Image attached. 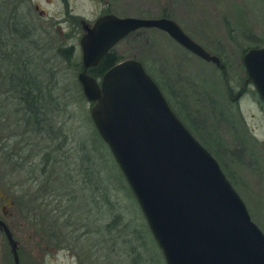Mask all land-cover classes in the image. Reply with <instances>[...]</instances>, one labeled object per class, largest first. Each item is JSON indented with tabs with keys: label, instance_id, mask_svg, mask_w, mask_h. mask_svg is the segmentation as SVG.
Returning a JSON list of instances; mask_svg holds the SVG:
<instances>
[{
	"label": "rangeland",
	"instance_id": "374dc122",
	"mask_svg": "<svg viewBox=\"0 0 264 264\" xmlns=\"http://www.w3.org/2000/svg\"><path fill=\"white\" fill-rule=\"evenodd\" d=\"M19 1L20 13L26 16L33 33L32 37L29 36L33 43L27 48L32 53L35 75L45 86L53 83L54 86L51 87L55 88L54 94L59 92L65 95V100L61 99L62 103L70 100L71 105L67 110L72 115L69 120L64 115L63 128L67 143H61L59 151L55 150L60 146L55 139L39 142V149L33 146L34 142H29L32 145L27 147L19 136V113L14 110L18 105L3 97L0 90V189H10L13 192L16 198L15 220L12 222L14 237L20 240L21 247L34 244L33 250L40 255L38 257H42L38 264H79L80 261L82 264H134L132 254L127 256V251L122 247L138 249L137 264H165L152 234L147 231L137 203L123 189L125 182L122 181L108 147L93 130L94 125L89 117L91 103L84 99L77 82L80 70L73 67L77 62L81 64L78 42L82 36L83 24L92 25L97 17L107 12L137 18H157L163 10L172 12L173 20L181 29L222 62L227 74V84L220 79L221 71L213 64L200 60L164 32L155 29L133 32L111 49L121 55V60L133 58L144 64L147 74L161 86L160 90L174 114L216 159L245 204L250 218L264 235V103L259 100L250 84L236 98L245 79L241 60L243 49L264 46V0ZM58 47H72L70 62H66L58 54ZM79 93L82 95L81 100L77 99ZM82 144L92 149L87 155L94 158V172L99 170L103 173V178L105 175L108 191L112 192L113 187L118 189L115 193L120 197L121 204L132 221L130 241L126 245L119 243L122 251L116 252L113 230L110 250L99 246L101 239L105 237L103 233L96 234L94 239L87 234L78 242L64 240V250L48 246L52 250V262H48V256H45L46 259L44 257L43 236L56 234L50 226L54 213L46 202H50L51 207L55 203L53 196L49 201L43 196L45 188L48 192L53 191L54 195L56 192L58 198L63 194L70 198L77 197L80 208L76 210V215L86 217V227L92 232L105 231L104 224L111 217L106 202L100 196V208L94 204L96 194L90 189L94 187L93 184L79 183L81 176L76 174V170L87 151L82 148ZM40 147L43 157L44 152L54 149L43 174L28 165L29 154L39 153ZM12 152L15 153L14 156ZM41 156L32 161L39 164ZM33 180L38 181V184ZM81 189H85V192ZM38 205L43 208L37 213L39 217L48 218L43 229L42 226L35 225L37 219L40 222L39 217L35 216L36 220L33 218L34 209H40ZM57 207L62 212L57 211L54 217L63 214V210L75 213L72 204L63 205L60 202ZM27 209H30L29 216ZM75 219L74 214L72 221ZM63 221L60 218L61 228ZM64 230L66 229L62 228L59 235ZM79 233L76 231L75 236ZM89 239L91 240L88 241ZM23 248L20 249L21 252Z\"/></svg>",
	"mask_w": 264,
	"mask_h": 264
},
{
	"label": "water",
	"instance_id": "95a60500",
	"mask_svg": "<svg viewBox=\"0 0 264 264\" xmlns=\"http://www.w3.org/2000/svg\"><path fill=\"white\" fill-rule=\"evenodd\" d=\"M77 82L89 117L127 182L165 264H264V235L250 218L216 159L169 106L144 65L130 58L109 68L99 83L87 73L119 41L140 29L164 32L180 47L213 64L227 84L225 67L166 17L102 15L83 26ZM245 79L264 103V46L241 57ZM229 90V89H228ZM13 260L18 252L0 220Z\"/></svg>",
	"mask_w": 264,
	"mask_h": 264
},
{
	"label": "trees",
	"instance_id": "16d2710c",
	"mask_svg": "<svg viewBox=\"0 0 264 264\" xmlns=\"http://www.w3.org/2000/svg\"><path fill=\"white\" fill-rule=\"evenodd\" d=\"M18 3L21 5V2L19 0H0V90L2 92L3 97L5 96L6 98H9L10 100L16 102L15 105H18L15 107L14 110L15 112L17 111L19 113L17 123L18 128L20 129V140L24 141L27 147H29V145H32L29 144V142H34L33 146L38 147L39 149V142L55 139L58 140V145H60L55 150L59 151L62 146L61 143L63 145L67 143V135L64 132L63 125L65 119L64 115L68 116L67 120L72 118V115H69V112L67 110L71 105L70 100H68V102L65 101V103H62V100L64 99L65 95L63 96V93L60 94L59 92H57V94H54L55 88L51 87V85L54 86L53 83L48 85L46 84L45 86L43 84V81L35 75L36 67L31 59L32 53L27 48V46H30L33 43L31 38H29V36L32 37L33 33L31 28L29 27V23L26 21V16L24 17V15L20 13V6H18ZM160 16L166 17L168 19H173L172 17L174 15L172 12L163 10ZM245 51L246 49H243L242 52ZM57 52L60 56L65 59L66 62H70L73 52L72 47L66 49L58 47ZM120 60L121 55H117L113 50H110L106 54V56L99 62L97 67L89 69V74L94 78H99L102 76L103 73L109 70L110 67L120 62ZM73 67L74 69L76 68L77 70H79L80 64H78L77 62L76 65L73 64ZM221 75L222 72L220 73L219 77L223 81V75ZM158 86L161 89V86ZM81 98L82 95L79 93L77 95V99L81 100ZM93 130H95V128ZM95 133L100 139L96 130ZM101 142L104 143V141ZM81 146L82 148H86L87 151L84 152L85 154H83V159H80L81 164H79L80 166L76 170V174H79L81 176L79 183L82 182L86 183L87 185L93 184L92 186L94 187H90V189L92 188V190H94L96 194L94 204H96L100 208V196L102 201L106 202L108 213L111 215V217L109 221H106V223L104 224L105 231H100L97 228V230L99 231L92 232L89 227H86V217L80 218L78 214L76 215V210L80 208V201H77V197L73 196L72 198H70V196L67 197L65 194H63L61 197L58 198L56 192L54 195L53 191L48 192L47 188H45L43 196L47 198V201H49V198H52V196L54 197L53 201L55 203V207L49 206L51 203L46 202L47 207H50V211H52L54 214H57V211H61L60 208L57 207L60 202L63 203V205L64 203H69L70 205L72 204L75 208V213L63 210V214H58L60 216L56 215V217H54L53 214L52 223L50 222L52 232L56 235H59L61 233V229L65 228L66 230H64L63 234L61 235H69L67 238H64V240H73L76 242L81 239L83 240L87 234H90V237L94 239L96 237V234L100 235V233H103L105 237L101 239L99 246L101 248L108 247V249L110 250L109 245L111 244V240H113V230L116 240L115 244L117 247L116 252L122 251V249H124L125 251H127V256L130 253L132 254V259L133 261H135V263H133L137 264V248L122 247L121 249L118 246L119 243H122L123 245L128 244V242L130 241L129 231L132 230V221L126 214L125 208L123 204H121L120 197L117 193H115L118 189L116 187H113L112 192L108 191L107 180L105 178V175L103 178V173H101L99 170H96V172H94V158L90 157V155H87V153L89 154L90 152H92V149L88 148L85 144H82ZM41 149L42 147H40L39 153L32 155L29 154L28 165L29 167L35 168V170L40 172V174H43L46 172V167L49 162L48 158H50L51 155L50 153L53 152L54 149L51 148L48 152H44L43 154L45 155V157H43ZM14 154L15 153L12 152L13 156ZM39 156H41L39 164L32 161V159L39 158ZM21 167L22 166H20V168ZM120 176L122 178V181L125 182L121 172ZM59 179L61 180V178ZM33 181L35 184H38V181ZM123 189L132 195L127 182H125ZM81 191L84 193L85 189H81ZM87 191L89 194V190ZM36 195L39 198L42 197L39 194H34V196ZM81 206L85 208V205L81 204ZM37 207H39L40 209H34V215L32 213L33 218H35V220V216L39 217L37 213L43 210V208H41L39 205ZM27 211L29 216L30 209H27ZM74 214L76 216V219L72 221ZM60 218L64 220L62 228L61 225L59 227ZM79 220H81V222ZM39 221L40 222L38 223L37 219L35 225L42 226L41 229H43V227L45 228V225L48 222V218L42 216L39 217ZM77 223H79L80 225H78ZM146 228L149 232L147 224ZM76 231L80 233L75 236ZM59 240L60 239H58L57 241L59 242ZM90 240L91 239H89L88 241ZM58 247H61V245L59 244Z\"/></svg>",
	"mask_w": 264,
	"mask_h": 264
},
{
	"label": "flooded vegetation",
	"instance_id": "af4514ba",
	"mask_svg": "<svg viewBox=\"0 0 264 264\" xmlns=\"http://www.w3.org/2000/svg\"><path fill=\"white\" fill-rule=\"evenodd\" d=\"M107 13H109V12H107ZM107 13L103 14V15H107ZM100 16H102V15H100ZM79 23L81 24V21H79ZM84 25L86 26V24H83V26ZM87 25L91 26L90 24H87ZM83 26H82V34L84 33ZM79 70L80 71L82 70L81 64H80ZM87 73H89V69H88ZM95 79L99 83L101 77L95 78ZM15 200H16V198L14 197L13 192L10 189L6 190V191H2L0 189V220L4 221L8 230H10V232L12 234V237H13L12 240L15 241V243H16V251L18 252L19 264H38L40 262L39 260L42 257H38L40 255L37 253L36 250H33L34 244L23 245L22 247H24V248L22 249V252H21L20 249L22 247H21L20 240L15 239V237H14L15 232H14V230H12L13 229L12 228V222L15 220L14 219ZM65 235L66 234H64V235H53V236H43L45 239L44 257L48 256L47 257V260H49L48 262H52V260L50 258L52 255V250H50V248H49L51 245L53 247H55L54 249H56V250H64L65 249V242H64ZM3 238L5 240H3ZM58 239H60L59 242L57 241ZM59 244L61 245V247H58ZM62 245H63V247H62ZM45 259H46V257H45ZM0 264H15V262L13 260V252L11 251V245H10L9 241L6 240V238L4 236V232L1 229H0ZM79 264H82V261H80Z\"/></svg>",
	"mask_w": 264,
	"mask_h": 264
}]
</instances>
